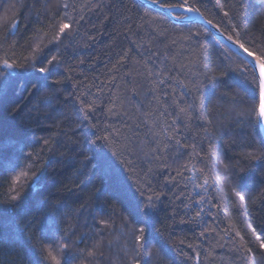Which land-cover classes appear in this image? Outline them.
I'll return each mask as SVG.
<instances>
[{
    "label": "trees",
    "instance_id": "obj_1",
    "mask_svg": "<svg viewBox=\"0 0 264 264\" xmlns=\"http://www.w3.org/2000/svg\"><path fill=\"white\" fill-rule=\"evenodd\" d=\"M75 2L79 6L86 3V0ZM92 2V11H81L78 8V11L73 13L77 19L80 16L84 19L78 25H73L77 29L76 32L63 37L57 44L49 43L54 40L58 31L59 19L54 17L56 0H0V57L16 59L21 54L29 55L32 48L39 45L43 52L38 59L45 64V57L50 58L51 55L57 54L64 57V62L49 76V83L54 79L65 80V77H72L65 83L56 85L55 88L59 91L54 97L48 98L45 95L46 89L37 90V78L40 74L28 68H20L13 70L11 80L6 88L0 91V264H37L38 261L39 264H55L52 256L61 264L66 261L68 264H84L80 253L86 254L98 239L97 226L101 217L96 212L99 207H103L108 214L103 218L110 219L112 223V227L105 230V241H119V245H114V249L123 246V240L128 237L132 228H146V248L158 251L160 256L157 258L145 255L141 258L142 264L145 260L148 264H197L194 258L197 252L201 254L200 264H233V261L239 264L237 253L230 250L233 247L231 244H225L221 248L219 244L224 241L215 233L205 237L199 235L201 225L198 221L180 223L181 220L195 216L199 207L194 203L199 199L197 193L203 195L188 179L192 177L195 183H201L198 175L184 172L183 177L176 176V172L182 170L180 165L187 161V156L176 163L169 159V168L153 165V188L163 194L155 202L157 215L151 227L140 224L133 209L142 199L140 191H137L140 188L137 173L143 177L141 169L145 166L136 161L135 171H130L129 166L121 161L132 159L131 156L111 157L110 152L109 156L115 162L116 171L99 161L91 150L95 146L87 143L90 132L95 129L86 127L89 122L83 121V113L77 111L80 105L75 99L81 92L90 91L93 95L88 96L87 100L90 102L95 99L97 105L95 113L90 114L91 122L99 123L101 127L106 122L122 127L121 121L126 120V117H108L107 109L112 107L109 100L117 96H131L130 92H125V88L132 87V84L128 83L132 77H124V73L133 67H139L135 65V61L139 60L142 65L147 60L148 53L145 48L153 46L149 40L152 30L164 33L160 37L163 43L157 42L153 46L163 48L164 44H170L172 40L179 43L180 37L187 35L189 29L195 31V26L201 24L174 22L163 13L137 0ZM164 2L176 3L177 0ZM191 2L201 7L202 11L207 9L206 18L221 22L219 9L214 7L216 0ZM228 3L245 5L240 9L241 14H246L251 20V24L247 26L259 35V29L264 26V0H228ZM96 4L100 7H95ZM11 5H15V8H11ZM145 12H148V15H144ZM14 18L18 20L17 28L5 33V26ZM185 24L188 26L185 27ZM138 44H144L145 48H137ZM44 45L48 46L45 48ZM220 45H223L221 41ZM188 46L187 43L184 44V47ZM191 47L195 49V45ZM129 49L131 51L128 53L127 64L120 67L119 73L112 70L122 52ZM221 51L222 47L209 42L212 60L215 61ZM13 53L16 55L13 56ZM199 55V51L195 50L190 59L196 60ZM81 59L84 64L79 63ZM233 60L239 63L236 56H233ZM67 67L75 70L69 73L66 71ZM113 76L116 77L115 82L112 81ZM136 80L143 85L140 89L142 97L148 85L143 77H136ZM33 84H37V88H33ZM228 85L229 87L224 89L229 93L227 99H220V90L214 89L207 81L199 94L193 91V96H200L197 103L202 106L204 116L202 121L193 122V135L199 125L209 127L211 139L200 141L197 151L202 148L200 154L205 156L208 144L212 143L221 157H231L233 163L239 161L241 167L248 169L240 175L250 177L249 195L255 197L261 187H264L261 185L264 178L259 175V162H246L242 154L258 148L264 144V140L255 121H245L243 125H238L234 114L228 111L233 95L237 96L238 100L243 97L246 102H250L245 90L252 86L238 73L230 74ZM69 93L73 95L69 96ZM137 99L134 97L131 104L124 105L129 114L133 113L132 105ZM119 107L117 104L116 108ZM208 119L223 123V129L215 136L212 135V129L219 128L220 124L214 123L210 126L207 124ZM128 123L131 124L132 121ZM203 135L201 133V136ZM43 139L50 140L51 152L46 150ZM184 142L190 144L193 140L189 137ZM187 151L191 152V149ZM29 152L33 153V161L36 160L37 154L40 159L33 164L28 179L16 186L18 191L23 192L25 203L19 208H14L13 204L16 202H9L10 195L15 194L12 178L22 170H27L30 163L27 159ZM85 156L93 159L87 161ZM193 163H196L197 167L203 166L197 161ZM209 164L211 165L210 161ZM173 176L176 177L174 181L171 180ZM221 179L224 182L218 189H209V195L223 199V211L219 213L216 221L202 214L205 226L215 227L217 232L223 235L221 230L231 222L247 233L246 238L254 239V235L264 238V202L259 199L250 200L248 207L244 208L242 202L235 197L224 196L229 191V186L237 181L226 177ZM140 183H143V179ZM141 191H144V197L152 194L144 188H141ZM216 202L215 199L212 201ZM185 205L191 207L185 208ZM208 211L213 214L217 212L215 208L205 205V212ZM125 220L128 221L126 226ZM30 223L32 228L28 229L27 225ZM41 225L45 226L43 231ZM252 228H255V234L251 232ZM65 230L69 232V238L64 242L69 244L70 252H61L57 247ZM49 237L56 243L50 246ZM78 237L83 242H80ZM181 239L185 241L183 245L178 243ZM189 244L194 245V249L189 248Z\"/></svg>",
    "mask_w": 264,
    "mask_h": 264
},
{
    "label": "snow or ice",
    "instance_id": "obj_2",
    "mask_svg": "<svg viewBox=\"0 0 264 264\" xmlns=\"http://www.w3.org/2000/svg\"><path fill=\"white\" fill-rule=\"evenodd\" d=\"M148 2L157 9H164L173 13L177 21L199 19L202 24L195 26V31L189 29L187 35L180 37L179 43L177 40H172L170 44H164L163 48H154L153 46L157 42L163 43L160 37L164 33L156 32L153 29L152 34L149 36L153 46L145 48L144 44L137 45V48H145L148 56L142 65L137 60L134 63L139 67H133L124 73V77H132L128 81L132 84V87L130 89L125 88V92H130L131 96H117L115 99H110L109 103L112 107L107 109L109 118L126 117V120L121 121L122 127L107 122L101 127L99 123L91 122L92 116L90 114L95 113L97 105L95 99L90 102L87 100L88 96L93 95L90 91L81 92L79 96L75 97L80 105L77 111L83 113V121L89 122L86 127L95 129V131L90 132L87 143L90 146H95L91 148L95 153V157L113 171H116V169L115 162L112 161L111 157L131 156L132 159L121 161L122 164L129 166L130 171H135L136 161H140L145 166L141 169L143 177L137 173V183L140 184L137 191H140L142 199L135 206L133 212L137 214L140 224L148 227H151L152 221L157 215L155 202L163 194L153 188L151 179L154 176L153 165L169 168L171 167L168 163L169 159L176 163L187 156V161L180 165L182 170H178L176 176L183 177L184 172L193 173L194 176L198 175L202 180L201 183H195L192 177L188 179L193 182L195 188L201 190L203 195L200 192L197 193L199 199H196L194 203L199 207L195 216L188 220H181L180 223L198 221L201 225L199 235L205 237L215 233L221 241H224V243L219 244L221 248L225 244H231L233 247L230 250L237 253L239 264H258V260L259 264H264V238L261 235H254V239L246 238L247 233L242 232L231 222L221 230L223 232V235H221L215 227L205 226L202 216V214L207 215L213 221H216L219 213L223 211V199L219 196L209 195V189L213 187L218 189L220 184L224 182L221 177L237 181V183L229 186V191L224 196L226 198L235 197L242 202L244 208L248 207L250 200L259 199L264 202V187H261L255 197L249 195L248 180L250 177L240 175L242 172H247L248 169L241 167L239 161L233 163L231 157H221L212 143L208 144V151L205 156H201L200 152L203 149L197 151L198 143L205 139H211L209 136L210 128L199 125L195 135H193L192 127L194 121L199 122L204 119L201 111L202 106L197 103L200 96H193V91L199 94L205 81H207L214 89L220 90V99H227L229 93L224 89L229 87L228 79L231 73H238L243 76L252 86L250 89L245 90V95L249 97L250 102H246L243 97H240L239 100L235 95L231 97V107L228 111L234 114L235 122L238 125H243L245 121L264 124V26L259 29V35L247 26L251 24V20L246 14H241L240 9L245 7L243 3L236 5L229 4L228 0H224V2L216 0L214 7L219 9L221 22H215L214 19L206 18V8L205 11H202L201 7L196 6L191 0H177L176 3H166L164 0H148ZM10 7L14 9L15 5ZM95 7L98 8L100 5L96 4ZM55 8L54 17L59 19L58 31L54 40L49 41V43L59 44L63 37L76 32L77 29L73 25H78L84 19L83 16L77 19L73 13H76L78 8L81 11L84 9L92 11L93 2L92 0H86V3L78 6L75 0H56ZM144 15H148V12H145ZM141 19H143V16ZM17 25L18 20L12 19L5 26V33L16 29ZM187 26L185 24V27ZM209 29L212 31H209ZM220 41L225 43L220 45ZM209 42L223 48L215 61L211 59L209 53ZM185 43L189 46L184 47ZM191 45H195V49ZM47 46L44 45L45 48ZM232 49H235V52H232ZM195 50H198L200 55L196 60H192L190 56ZM57 51L59 53V50ZM130 51L129 49L122 52L120 58L113 64L112 70L119 73L120 67L127 64ZM42 52L43 48L37 45L32 48L29 55L21 54L16 59L7 56L0 57V91H3L11 80L13 70L28 68L34 73L40 74L37 78L39 87L37 88V84H33V88H37L38 91L46 89V97H54L55 93L59 91L55 86L65 83L66 80H70L72 77H65V80L54 79L49 83V76L53 75L57 66L64 62V57L62 54L51 55L50 58L45 57V64L44 61L38 59ZM185 53L189 55H185ZM15 55L13 53V56ZM233 56L239 59V63H235ZM18 60L20 62H17ZM79 63L84 64V60L81 59ZM234 63L235 66H233ZM74 70L72 67L66 68L69 73ZM136 77H143L148 85L142 97L140 89L143 85L136 80ZM121 78L123 79V77ZM115 80L116 77L113 76L112 81L115 82ZM89 88H91V85ZM72 95L73 93H69V96ZM134 97L138 99L132 105L133 113L129 114L124 105L126 103L131 104ZM56 98L58 99V97ZM117 104L120 105L119 109L116 108ZM128 121H132V123L129 124ZM214 123H219L220 127L212 129L213 136L223 129L222 122L213 119L207 120V124L210 126ZM201 133L204 135L201 136ZM189 137L192 138L193 142L190 144L185 143L184 141H187ZM42 142L46 150L51 152L50 140L43 139ZM96 149H99V151H96ZM105 149H108V151H105ZM188 149H191V152H188ZM242 155L246 162H259L257 166L259 175L264 178V144ZM32 157L33 153L29 152L27 159L30 163L27 165V170H22L12 178L15 194L10 195L9 202H16L13 204L14 208H19L25 203L23 192L18 191L16 186L20 185L23 180L28 179L33 164L40 159L39 154L36 155L35 161L32 160ZM92 159L93 157L85 156L87 161ZM193 161H197L203 166L197 167V164ZM141 179H143L142 184L140 183ZM175 179V176L171 177V180L174 181ZM261 185H264V179L261 180ZM185 187H187V184ZM141 188L152 194L144 197V191H141ZM214 199L217 201L216 203H212ZM205 205L215 208L217 212L215 214L211 211L205 212ZM190 207L191 205H185V208ZM96 214L101 217L97 226L98 239L86 251V254L84 252L80 253V258L84 261V264H142L141 258L145 255L159 258L158 251L146 248L147 233L144 226L132 228L128 237L124 238L123 246L114 249V245L118 246L119 241L111 239L105 241L104 239L105 230L112 227L110 219L103 218L108 215L107 212L103 207H99ZM124 224L126 226L128 221L125 220ZM44 227V225H41L42 231ZM27 228L31 229L32 224H28ZM251 232L255 234V228H252ZM68 238L69 232L65 230L63 235L60 236L61 243L57 245L59 251L70 252L69 244L64 242ZM77 239L83 242L79 237ZM129 239L131 243H129ZM49 243L51 246L56 242L49 237ZM178 243L183 245L185 241L181 239ZM188 247L194 249L195 246L189 244ZM49 255H51V252H49ZM200 256L199 252L195 254L194 258L197 264H200ZM51 258L55 261V264H61L55 256ZM188 259H192V257H188ZM37 264H39V261ZM65 264H68V262L66 261ZM144 264H148L147 260L144 261ZM233 264H236V261H233Z\"/></svg>",
    "mask_w": 264,
    "mask_h": 264
},
{
    "label": "water",
    "instance_id": "obj_3",
    "mask_svg": "<svg viewBox=\"0 0 264 264\" xmlns=\"http://www.w3.org/2000/svg\"><path fill=\"white\" fill-rule=\"evenodd\" d=\"M137 1H139L140 3L146 5L147 7H150V8H152V9H155V10H157V11L163 13L164 15L168 16V17H169L172 21H174V22H177V23L198 22V23L202 24V22H201L199 19H193L192 21H177V20H175V18H174V14H173V13L168 12V11H165L164 9H157V8H155L154 6H152V5L148 2V0H137ZM205 27H206V25H205ZM209 31H212V30L209 29ZM221 42H222L223 44L225 43V42H223V41H221ZM232 51L235 52V49H232ZM258 127H259V131H260V133H261V136H262V138H263V140H264V124H258Z\"/></svg>",
    "mask_w": 264,
    "mask_h": 264
}]
</instances>
